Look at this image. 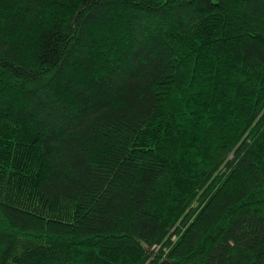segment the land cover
Segmentation results:
<instances>
[{
	"label": "trees",
	"instance_id": "obj_1",
	"mask_svg": "<svg viewBox=\"0 0 264 264\" xmlns=\"http://www.w3.org/2000/svg\"><path fill=\"white\" fill-rule=\"evenodd\" d=\"M0 264H264V0H0Z\"/></svg>",
	"mask_w": 264,
	"mask_h": 264
}]
</instances>
